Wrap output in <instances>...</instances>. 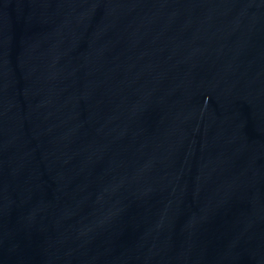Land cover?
Returning a JSON list of instances; mask_svg holds the SVG:
<instances>
[{
  "label": "water",
  "instance_id": "obj_1",
  "mask_svg": "<svg viewBox=\"0 0 264 264\" xmlns=\"http://www.w3.org/2000/svg\"><path fill=\"white\" fill-rule=\"evenodd\" d=\"M0 264H264V0H0Z\"/></svg>",
  "mask_w": 264,
  "mask_h": 264
}]
</instances>
